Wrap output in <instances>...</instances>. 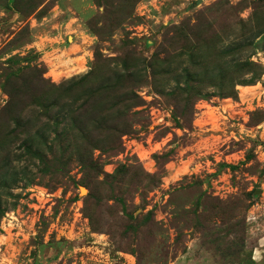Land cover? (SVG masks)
I'll use <instances>...</instances> for the list:
<instances>
[{
  "label": "rangeland",
  "instance_id": "rangeland-1",
  "mask_svg": "<svg viewBox=\"0 0 264 264\" xmlns=\"http://www.w3.org/2000/svg\"><path fill=\"white\" fill-rule=\"evenodd\" d=\"M0 264H264V0H0Z\"/></svg>",
  "mask_w": 264,
  "mask_h": 264
},
{
  "label": "trees",
  "instance_id": "trees-1",
  "mask_svg": "<svg viewBox=\"0 0 264 264\" xmlns=\"http://www.w3.org/2000/svg\"><path fill=\"white\" fill-rule=\"evenodd\" d=\"M233 92H234V87L226 91V93H228V94H231ZM65 121H68V122H70L72 124H77L79 122V119H78V117L73 116V118L72 117L71 118H69V117L66 118Z\"/></svg>",
  "mask_w": 264,
  "mask_h": 264
},
{
  "label": "crops",
  "instance_id": "crops-1",
  "mask_svg": "<svg viewBox=\"0 0 264 264\" xmlns=\"http://www.w3.org/2000/svg\"><path fill=\"white\" fill-rule=\"evenodd\" d=\"M69 38H70V36H69Z\"/></svg>",
  "mask_w": 264,
  "mask_h": 264
}]
</instances>
